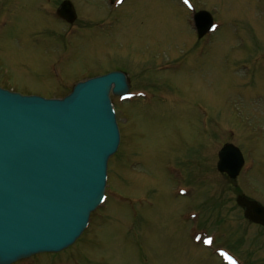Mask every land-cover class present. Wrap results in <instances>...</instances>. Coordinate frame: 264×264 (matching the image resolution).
Instances as JSON below:
<instances>
[{"label": "rangeland", "instance_id": "rangeland-1", "mask_svg": "<svg viewBox=\"0 0 264 264\" xmlns=\"http://www.w3.org/2000/svg\"><path fill=\"white\" fill-rule=\"evenodd\" d=\"M60 1L0 0V87L60 99L110 71L131 86L111 96L120 142L84 233L14 264H264L234 204L264 206V0H69L72 28L49 10ZM199 10L214 30L198 40ZM226 141L245 159L230 183L215 170ZM221 193L227 220L206 204Z\"/></svg>", "mask_w": 264, "mask_h": 264}, {"label": "water", "instance_id": "water-1", "mask_svg": "<svg viewBox=\"0 0 264 264\" xmlns=\"http://www.w3.org/2000/svg\"><path fill=\"white\" fill-rule=\"evenodd\" d=\"M57 15L75 20L70 2ZM197 38L212 27L204 11L193 15ZM124 73L109 72L76 83L60 99L25 96L0 88V264H13L72 246L90 214L104 201L107 163L119 145L110 100L128 93ZM240 151L224 145L216 169L235 179ZM244 217L264 227V209L243 196Z\"/></svg>", "mask_w": 264, "mask_h": 264}, {"label": "flooded vegetation", "instance_id": "flooded-vegetation-1", "mask_svg": "<svg viewBox=\"0 0 264 264\" xmlns=\"http://www.w3.org/2000/svg\"><path fill=\"white\" fill-rule=\"evenodd\" d=\"M44 1H47L48 2V4L50 3V0H44ZM65 1H69V0H62V1H60V2H56V4L54 5V7H53V9H52V6H50L49 5V10L50 11H53L54 12V15H55V19L56 20H60L61 22H63L66 26H67V28H72L73 27V25L78 21L77 19H78V13H76V9H75V6H74V2L72 3V2H70L71 4H72V7H73V9H74V11H75V16H76V18H75V20L73 21V23H67L66 21H64L63 19H61L60 17H58L57 16V14H56V12H57V10L60 8V5L63 3V2H65ZM199 11H201V10H199ZM197 12V11H196ZM126 77H127V75H126ZM127 81H128V85H129V87L131 86V84H130V81L128 80V77H127ZM225 144H229V143H227V141L225 142V143H223V145H225ZM240 174V173H239ZM220 176H222V178L225 180V181H228L229 183L232 181L231 179H229L228 177H227V175L226 174H219ZM239 176V175H238ZM235 180V179H234ZM240 196H243V197H245L246 199H248V200H251V201H254V199H252V198H249V197H247V196H245V195H237L235 198H234V204L236 205V207L241 211V218L243 219V225H246V226H250V227H252L253 229H254V232L256 233V236H254L255 237V240L256 241H259V239H261V238H264V227L263 226H261V225H258V224H254V223H252L251 221H249L248 219H246L245 217H244V212H243V210L242 209H240L238 206H237V204H236V199H237V197H240ZM214 195L211 197V200H209L208 199V201L206 202V204L208 203V202H210L211 204L210 205H208V207L207 208H210L209 210H211V212H209V213H211V215H213V216H215V214L217 215V217H219L222 213H223V217H222V220H227V217H226V203H227V200H225V198H224V195H223V193H221L220 194V200H219V202H215L214 201ZM256 201V200H255ZM215 202V203H214ZM229 202V201H228ZM262 207H264V206H262ZM213 211V212H212ZM216 217V218H217ZM221 221V220H220ZM234 221H237L236 219H234L233 220V222ZM241 241H242V239H240ZM264 262V261H263Z\"/></svg>", "mask_w": 264, "mask_h": 264}]
</instances>
